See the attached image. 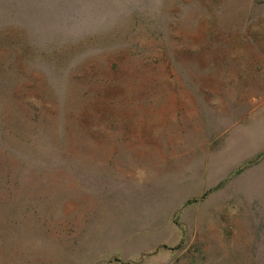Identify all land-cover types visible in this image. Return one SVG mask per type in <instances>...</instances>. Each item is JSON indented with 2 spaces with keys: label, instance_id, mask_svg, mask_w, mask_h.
Here are the masks:
<instances>
[{
  "label": "rangeland",
  "instance_id": "374dc122",
  "mask_svg": "<svg viewBox=\"0 0 264 264\" xmlns=\"http://www.w3.org/2000/svg\"><path fill=\"white\" fill-rule=\"evenodd\" d=\"M0 264H264V0H0Z\"/></svg>",
  "mask_w": 264,
  "mask_h": 264
}]
</instances>
